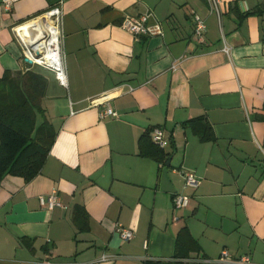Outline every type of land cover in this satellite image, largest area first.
<instances>
[{"label": "crops", "instance_id": "1", "mask_svg": "<svg viewBox=\"0 0 264 264\" xmlns=\"http://www.w3.org/2000/svg\"><path fill=\"white\" fill-rule=\"evenodd\" d=\"M3 1L0 79L32 72L14 28L59 0H10V11ZM61 10L68 87L47 71L42 108L55 141L40 174L0 180V264H193L223 251L264 264V0H221L220 19L206 0H63ZM143 14L161 35L121 28ZM194 17L205 23L201 42ZM105 102L116 117H100ZM146 134L169 156L175 193L161 191L164 168L140 155ZM53 191L65 208L41 207ZM176 195L189 198L185 209ZM182 230L197 251L177 260Z\"/></svg>", "mask_w": 264, "mask_h": 264}, {"label": "trees", "instance_id": "2", "mask_svg": "<svg viewBox=\"0 0 264 264\" xmlns=\"http://www.w3.org/2000/svg\"><path fill=\"white\" fill-rule=\"evenodd\" d=\"M46 88V79L34 72H6L0 79V180L12 175L30 181L40 174L55 141L54 130L42 108ZM261 119L264 120V115ZM206 136L202 139H208ZM139 147L142 157L154 160L162 170L165 168L169 156L155 147L147 134L140 139ZM74 221L85 224L81 211L77 210ZM194 251L196 242L187 230H182L176 240L174 258L187 259Z\"/></svg>", "mask_w": 264, "mask_h": 264}, {"label": "built area", "instance_id": "3", "mask_svg": "<svg viewBox=\"0 0 264 264\" xmlns=\"http://www.w3.org/2000/svg\"><path fill=\"white\" fill-rule=\"evenodd\" d=\"M237 2H242L243 0H235ZM209 5V8L212 13L220 19L221 17V0H206ZM63 0H59L57 4L51 7L45 14L38 18L44 17L46 23L48 24L47 29L45 28L42 35V38L36 42L34 47H28L26 39L22 38L19 35V29L25 25L21 24L14 28V33L20 43L23 51V61L25 63V69L29 71L33 67H40L46 71L51 72L58 85L62 88H67V77L65 71V56L62 50V34H61V25H62V10L61 5ZM3 5L5 10H11V1L4 0ZM31 20V21H33ZM152 20L151 15L143 14L135 18H124L121 23V28L134 37L138 38H149L162 34L161 27L156 22L150 24ZM30 22V21H29ZM205 23L199 17H194V37L198 42H201L205 34ZM230 47L224 45L223 52L226 55L230 54ZM175 69V66L173 67ZM129 92H133L132 88H129ZM106 103V104H105ZM106 107L100 112V117H116L114 110L105 102ZM152 142L158 147L163 148L164 146V134L163 131L159 128L153 129L151 134ZM185 187L197 188L198 180L192 173H185ZM189 198L176 195L174 198V208L175 209H185L189 204ZM39 202L41 207L46 210H53L55 208H65L56 192L53 191L49 196L39 197ZM115 234L123 241L129 242L133 238V232L129 229L124 228L121 225H116ZM108 257L103 256L102 260H106ZM190 263L193 264H252L249 257H241L239 259L232 258L228 252L223 251L220 256L214 260L208 259H192ZM49 264V263H48Z\"/></svg>", "mask_w": 264, "mask_h": 264}, {"label": "bare ground", "instance_id": "4", "mask_svg": "<svg viewBox=\"0 0 264 264\" xmlns=\"http://www.w3.org/2000/svg\"><path fill=\"white\" fill-rule=\"evenodd\" d=\"M47 26L46 19L42 17L26 23L18 31L19 35L26 39L28 47H34L36 42L42 38L41 34Z\"/></svg>", "mask_w": 264, "mask_h": 264}, {"label": "water", "instance_id": "5", "mask_svg": "<svg viewBox=\"0 0 264 264\" xmlns=\"http://www.w3.org/2000/svg\"><path fill=\"white\" fill-rule=\"evenodd\" d=\"M170 167V163L168 162L162 172L161 176V191L165 193H175L174 188L172 187V184L169 179L168 175V168Z\"/></svg>", "mask_w": 264, "mask_h": 264}, {"label": "rangeland", "instance_id": "6", "mask_svg": "<svg viewBox=\"0 0 264 264\" xmlns=\"http://www.w3.org/2000/svg\"><path fill=\"white\" fill-rule=\"evenodd\" d=\"M32 72L36 73L37 75L45 78V75H47L46 73H48L47 71H44V69L40 68V67H33Z\"/></svg>", "mask_w": 264, "mask_h": 264}]
</instances>
